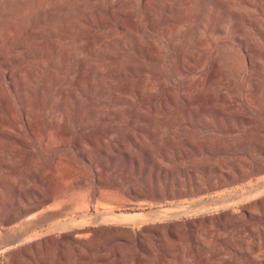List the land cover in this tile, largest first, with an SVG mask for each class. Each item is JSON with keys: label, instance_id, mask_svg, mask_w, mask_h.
<instances>
[{"label": "rangeland", "instance_id": "374dc122", "mask_svg": "<svg viewBox=\"0 0 264 264\" xmlns=\"http://www.w3.org/2000/svg\"><path fill=\"white\" fill-rule=\"evenodd\" d=\"M0 264H264V0H0Z\"/></svg>", "mask_w": 264, "mask_h": 264}, {"label": "bare ground", "instance_id": "6f19581e", "mask_svg": "<svg viewBox=\"0 0 264 264\" xmlns=\"http://www.w3.org/2000/svg\"><path fill=\"white\" fill-rule=\"evenodd\" d=\"M223 208V207H222ZM23 240V239H22ZM27 240V239H26ZM29 240V239H28ZM15 244V243H14ZM21 244V243H20ZM14 248V247H13ZM13 250V249H12Z\"/></svg>", "mask_w": 264, "mask_h": 264}]
</instances>
